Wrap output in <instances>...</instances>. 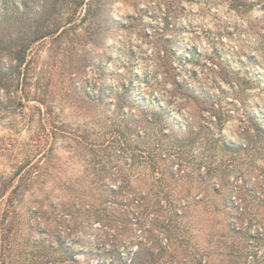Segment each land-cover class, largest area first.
Masks as SVG:
<instances>
[{
    "label": "trees",
    "instance_id": "1",
    "mask_svg": "<svg viewBox=\"0 0 264 264\" xmlns=\"http://www.w3.org/2000/svg\"><path fill=\"white\" fill-rule=\"evenodd\" d=\"M44 1L45 9L33 15L16 12L9 25L0 27V53L9 48L16 59L15 66L0 67V113L29 112L28 128L35 132L34 142L22 146L25 154L13 170H0V264H264V249L262 254L251 250L264 245V103L259 111L252 98L255 89L263 95L264 73L243 72L212 57L201 77L194 67L202 54L188 44L179 51L161 34L155 80L167 87L162 96L150 105L132 99L126 85L103 81L106 69L95 78L96 92L87 91L77 81L81 66L70 76V101L82 102L88 110L102 106L104 112H89L84 125L73 127L49 103V90L33 95L28 66L21 71L23 63L33 44L50 36L62 38L77 19L86 23L82 36L93 44L94 53L99 45L109 47L113 0H73V9L66 13L56 7L61 0ZM211 1L245 18L251 32L264 30V19L253 14L258 5L264 9V0ZM181 2L164 3L177 12ZM253 58L248 55L249 61ZM209 72L218 90L231 91V100L203 86ZM32 101L36 104L28 105ZM233 124L237 139L226 134ZM132 135L145 143H136L139 152H99L113 141L119 142L120 151L132 149ZM59 136L70 139L73 154L92 157L81 176L68 177L70 182L60 176L64 171L53 145ZM150 139L155 142L150 144ZM1 141L0 152H10V144ZM251 184L255 187L250 189ZM198 187L200 197L193 203L191 194ZM257 188L262 189L259 200ZM213 213L219 216L216 222ZM85 218L111 221L118 232L97 261L82 260L75 242L61 233L63 225L80 228ZM255 222L260 230H252ZM139 231L144 237L138 241Z\"/></svg>",
    "mask_w": 264,
    "mask_h": 264
},
{
    "label": "rangeland",
    "instance_id": "2",
    "mask_svg": "<svg viewBox=\"0 0 264 264\" xmlns=\"http://www.w3.org/2000/svg\"><path fill=\"white\" fill-rule=\"evenodd\" d=\"M72 1L61 0L56 7L61 12H70L74 7ZM111 1H108L109 5ZM166 1L113 0L110 15L115 22L112 25L113 31H110L107 36L109 47L108 45L107 47L99 45L95 49L96 53L93 52V44L87 43L82 36L87 25L86 23L82 24L80 19L72 23L74 27L68 30L62 38L50 36L33 44L27 60L23 63V70H21L24 72L26 66L29 68V83L33 87V95L35 90H38V93L41 90H49V103L56 106V112L60 114L61 120H64L67 124H72L73 127H77L80 122L81 125H84V120L88 116L87 113L101 114L104 111L102 106H99L96 111L93 109L88 110L84 103H72L70 101V98H72V91L69 87L70 76L77 73V68L82 66L83 73L77 81L87 91L96 92L97 89L92 88L96 82L95 78L99 73H102L103 69H106L104 75L107 74V79H105V76L103 81L106 80L107 83L121 86L120 88L126 85L129 87V94L133 97L132 99L137 98L143 104L154 102L158 100L156 97L160 98L167 88L166 86H159L155 80L156 73L160 74L156 52L161 34H165L166 38H170L179 51L187 48L186 44H188L194 46L202 54L197 61L198 65L194 67L201 77L205 72H208L209 68L206 64L211 63L210 58L212 57L216 62L226 61L231 67L241 69L243 72L249 70V73L254 75L256 72L264 73V30L260 34L251 32L245 18L243 19L238 13L229 10L228 6H220L211 0H182L177 12H172L175 8L169 11V7L164 3ZM46 6L44 0H0V27L4 28L5 24L9 25L10 21L15 18L16 12L25 11L33 15L36 11L45 9ZM81 11L82 9L79 13H82V17L84 12ZM166 12L169 17L168 21L165 19ZM6 14H9L10 17L3 23ZM253 14L254 18L264 19V9L261 8V5L256 6ZM66 20L67 17L63 22ZM119 22L127 23V25L122 26ZM76 26L77 29L75 30ZM16 31L17 29H15ZM183 43L186 45L184 48ZM250 54L254 57L251 59L252 61L248 59ZM98 62L102 64V67H98L96 64ZM15 63V53L5 47L0 53V67L4 69L9 66L13 67ZM177 64H179V61H177ZM116 70L119 76L114 72ZM184 74H186V70ZM208 74L209 79L204 81L203 86L207 90L208 86L211 92L223 95L224 98L227 96L226 98L231 100L233 97L231 91L225 90L226 94H224L221 90H218V85L212 81L214 76L211 72ZM189 80L190 85L198 88L199 84L195 80ZM36 86L38 88H35ZM228 87V85L223 84V88ZM258 92L255 89L252 98L255 107L258 105L257 109L260 111L261 104L264 103V99H262V97L264 98V92L263 95ZM1 93L6 95L5 91ZM35 104L34 101L28 103V105ZM26 112L16 116H13L9 110L0 113V145L2 143L1 139H3V144H10L11 149L10 152H0V170L7 173L13 170L11 167L13 164L22 160L25 154L20 152L22 146L34 142L32 137L35 132L32 128H28L27 116L29 115L27 114L29 112ZM35 118H38L37 115ZM148 128L156 132L154 127L148 125ZM236 128V125H231L226 130L227 136L237 139L235 136ZM132 139V149L120 151L119 142L113 141L114 144L108 146V148L105 145L99 152H139L136 150V143L138 142L141 145L145 143L139 141L138 137L134 135H132ZM68 140H70L68 137L59 136L53 143L56 148L55 151L59 153L61 158L60 162L64 172H61L60 176L63 177L65 182L71 181L68 177L81 176L86 171L88 160L92 158L91 155L90 157H82L73 154ZM148 141L149 143L150 141L151 143L155 142L153 139ZM51 145L52 141L49 142L46 150ZM2 153L6 155H2ZM115 160L113 159V161ZM121 164L124 165V162ZM236 177L237 175L234 174L232 180ZM252 180L255 181V179ZM81 186L89 188V183L82 182ZM253 187L255 186L251 184L250 189ZM201 190V187L193 190L191 194L193 203L196 201L194 198L200 197ZM257 190L259 200L263 197L261 195L262 189L257 188ZM202 192L201 194H205V191ZM208 193H210L209 189ZM236 201L239 202L237 199ZM215 202L219 205L223 203L218 198L215 199ZM212 217L215 218L213 221H218V214L213 213ZM85 219L82 221L80 228L74 229V226L63 225L61 233L68 242H75L73 245L78 250L79 257L82 260L89 258L91 261H97L105 255L104 249H109V246L114 244L118 232L111 227L113 224L111 221L96 222L92 219ZM260 225L255 222L252 225V230H260ZM44 227L42 225V229ZM44 235V233H41V236ZM138 236L137 240L139 241L144 237V233L139 231ZM137 245L138 243L135 246L137 247ZM58 249H60L59 255H61L63 248L59 247ZM263 249L264 245L251 248L252 251L255 250L260 254L263 253Z\"/></svg>",
    "mask_w": 264,
    "mask_h": 264
},
{
    "label": "clouds",
    "instance_id": "3",
    "mask_svg": "<svg viewBox=\"0 0 264 264\" xmlns=\"http://www.w3.org/2000/svg\"><path fill=\"white\" fill-rule=\"evenodd\" d=\"M128 10H131V9H128Z\"/></svg>",
    "mask_w": 264,
    "mask_h": 264
}]
</instances>
